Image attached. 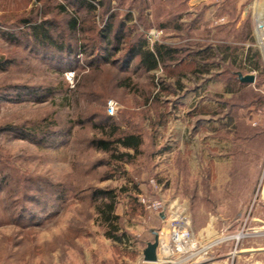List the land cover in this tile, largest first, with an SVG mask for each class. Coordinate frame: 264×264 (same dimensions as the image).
Masks as SVG:
<instances>
[{"label":"rangeland","instance_id":"rangeland-1","mask_svg":"<svg viewBox=\"0 0 264 264\" xmlns=\"http://www.w3.org/2000/svg\"><path fill=\"white\" fill-rule=\"evenodd\" d=\"M94 5L0 0V264H170L142 251L174 218L201 248L229 227L264 249L253 237L264 234V95L236 76L263 66L264 0ZM143 41L176 53L146 72ZM113 125L142 136L132 162L93 146ZM101 191L116 194L120 242L100 218Z\"/></svg>","mask_w":264,"mask_h":264},{"label":"trees","instance_id":"trees-1","mask_svg":"<svg viewBox=\"0 0 264 264\" xmlns=\"http://www.w3.org/2000/svg\"><path fill=\"white\" fill-rule=\"evenodd\" d=\"M80 5L88 7V9H93L95 7V2L100 0H76ZM77 20L72 21V27L76 26ZM176 50L165 45V44H155L153 49H147L146 42L143 41L136 47V54L139 56V63L141 68L146 72H152L159 68L161 64L169 59H172ZM107 113V111H106ZM109 120L112 116H109ZM109 125H107L108 127ZM106 126H103V131ZM107 134V133H105ZM109 139H97L92 142L93 146L98 151H103L110 154L111 158L118 163H128L132 162L140 153L141 147L143 145V138L137 133H120L118 134V128L113 125L112 131L108 134ZM119 147L125 150H131L133 153L129 152H119ZM102 199L101 203L97 207L100 214V218L110 229L109 236L116 241L120 242L122 237L117 235L120 230L118 227V216L115 214L116 205V194L112 191H101Z\"/></svg>","mask_w":264,"mask_h":264},{"label":"built area","instance_id":"built-area-1","mask_svg":"<svg viewBox=\"0 0 264 264\" xmlns=\"http://www.w3.org/2000/svg\"><path fill=\"white\" fill-rule=\"evenodd\" d=\"M255 25V32L257 35L259 48L263 56L264 69V21L258 19L255 21ZM117 109L118 104L116 101L111 100L108 102L106 111L109 116H114L117 112ZM141 200L147 209L155 211L158 215H160V213L165 209V205L161 199L149 201L145 198H142ZM228 229L229 227L227 229H223L222 234H227L229 236H225L224 238L222 237L218 241L212 243L210 247L219 243L234 241L236 245L231 252V257L233 260L237 252L239 241L244 235L242 233L230 235L229 232H227ZM202 252L203 254L207 255V258L202 256ZM194 258L196 260L200 259V261H195L190 264H208L211 261L208 255L207 247L201 248L200 242L195 237V234L192 232V230L187 227V225L174 218L171 221L170 230L168 231L167 235L164 233V231L159 232L157 263L168 262L170 264H187Z\"/></svg>","mask_w":264,"mask_h":264},{"label":"crops","instance_id":"crops-1","mask_svg":"<svg viewBox=\"0 0 264 264\" xmlns=\"http://www.w3.org/2000/svg\"><path fill=\"white\" fill-rule=\"evenodd\" d=\"M243 74H252L255 76V83L253 84H245L239 81L237 78L239 85H245L248 87H252L255 91L259 92L260 94L264 95V69L263 66L259 67L258 65L253 66V68L250 69V71L245 72ZM261 99V98H260ZM262 99L264 101V96H262ZM261 112L264 113V106L262 109H260ZM262 113V114H263ZM264 236V234L257 233L254 234L253 237H260ZM235 242L232 246L225 245H213L209 247L208 255L209 258L212 260L221 259L219 264H264V258L257 257L260 255V252L262 251L264 253V249H253L255 251H250V247H245L242 241H239V244L237 246V252L232 260L231 252L233 251L235 247ZM253 248V247H252ZM245 251V252H244ZM210 261V262H211ZM208 264H211V263ZM214 264V263H213Z\"/></svg>","mask_w":264,"mask_h":264},{"label":"water","instance_id":"water-1","mask_svg":"<svg viewBox=\"0 0 264 264\" xmlns=\"http://www.w3.org/2000/svg\"><path fill=\"white\" fill-rule=\"evenodd\" d=\"M237 78L240 82L245 84L255 83V76L252 74H243L242 72L236 73ZM160 217L164 218V212L160 213ZM154 235V240L148 242L146 247L142 251L143 261L147 263H157L158 262V248H159V232L152 230Z\"/></svg>","mask_w":264,"mask_h":264}]
</instances>
